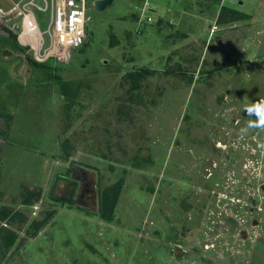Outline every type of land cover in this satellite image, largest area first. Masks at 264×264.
Here are the masks:
<instances>
[{
	"label": "rangeland",
	"instance_id": "374dc122",
	"mask_svg": "<svg viewBox=\"0 0 264 264\" xmlns=\"http://www.w3.org/2000/svg\"><path fill=\"white\" fill-rule=\"evenodd\" d=\"M93 1L84 43L44 69L0 0V207L25 217L0 222L16 234L0 264H264V126L244 110L264 98V0H146L150 23L145 0ZM221 5L250 17L217 24ZM75 164L97 193L122 179L112 222L61 202Z\"/></svg>",
	"mask_w": 264,
	"mask_h": 264
},
{
	"label": "built area",
	"instance_id": "2783aa9c",
	"mask_svg": "<svg viewBox=\"0 0 264 264\" xmlns=\"http://www.w3.org/2000/svg\"><path fill=\"white\" fill-rule=\"evenodd\" d=\"M4 1L15 20L16 40L30 51L34 61L66 63L71 59L72 50L84 43L88 0ZM36 12L42 16L43 26ZM135 12L140 22H152L153 11L146 0L135 6Z\"/></svg>",
	"mask_w": 264,
	"mask_h": 264
},
{
	"label": "trees",
	"instance_id": "16d2710c",
	"mask_svg": "<svg viewBox=\"0 0 264 264\" xmlns=\"http://www.w3.org/2000/svg\"><path fill=\"white\" fill-rule=\"evenodd\" d=\"M220 1V0H217ZM243 17H250L248 14H245L235 8L221 5V8L218 12L216 23L217 24H223L225 22H231V21H239ZM3 27L0 26V31H3ZM6 34L12 35L10 32L4 30ZM15 38V37H14ZM18 50L25 51V47L21 46L17 42ZM26 62L30 65H32L35 68H44L48 69L52 64H59L57 62H54L52 60H48L43 63H38L33 60L31 53L26 55ZM169 73H175L174 75H180L181 77H187V80L191 82L192 74H188L184 69L178 67L179 71H172L168 69ZM155 73L154 70H150L147 68H140L135 70H130L127 72L126 77L134 84L138 83L140 80L146 78L149 75H152ZM61 90L66 95L72 93L66 82H61ZM67 155V153H65ZM68 169L65 173V176L63 175H57V179H69ZM69 182L71 183V188L69 191V195L67 198L61 200V202L68 203L74 205V188L76 186V182L69 179ZM123 181L122 179H119L115 181L114 183L110 184L109 186H106L101 191L97 193V210L94 212L96 216L104 222H112L114 219V212L117 205L118 197L120 194V191L122 189ZM54 187V183L52 185V188ZM41 197V190L39 188H34L32 190H27L25 194L23 195L22 204L24 206H31L35 202H37ZM92 212V211H91ZM54 212L51 211L48 213V217H51ZM18 217V221L25 222V217L20 213L16 212L8 207H0V222L6 221V222H13L14 218ZM47 218L45 220L41 221H31L29 224V232L28 235L30 237H34L36 233L46 225ZM16 239V234L9 228H6L5 226L0 225V262L5 257L6 253L9 251V249L14 245Z\"/></svg>",
	"mask_w": 264,
	"mask_h": 264
},
{
	"label": "water",
	"instance_id": "95a60500",
	"mask_svg": "<svg viewBox=\"0 0 264 264\" xmlns=\"http://www.w3.org/2000/svg\"><path fill=\"white\" fill-rule=\"evenodd\" d=\"M113 0H94L92 6L94 10L101 11L107 8ZM238 4H242L239 1ZM106 63V60H102ZM69 178L77 182V188L73 196L74 204L92 212L97 210V189L95 173L81 165H72L70 167Z\"/></svg>",
	"mask_w": 264,
	"mask_h": 264
},
{
	"label": "clouds",
	"instance_id": "9594fccd",
	"mask_svg": "<svg viewBox=\"0 0 264 264\" xmlns=\"http://www.w3.org/2000/svg\"><path fill=\"white\" fill-rule=\"evenodd\" d=\"M244 110L249 114H255V118L248 121V127L264 126V98L252 102Z\"/></svg>",
	"mask_w": 264,
	"mask_h": 264
},
{
	"label": "flooded vegetation",
	"instance_id": "af4514ba",
	"mask_svg": "<svg viewBox=\"0 0 264 264\" xmlns=\"http://www.w3.org/2000/svg\"><path fill=\"white\" fill-rule=\"evenodd\" d=\"M68 169H70V168H68ZM69 173H70V170H69ZM70 185H71V183L69 181L64 184V186L67 188L70 187ZM76 188H77V182H76Z\"/></svg>",
	"mask_w": 264,
	"mask_h": 264
}]
</instances>
